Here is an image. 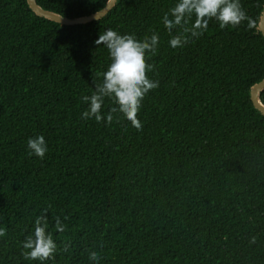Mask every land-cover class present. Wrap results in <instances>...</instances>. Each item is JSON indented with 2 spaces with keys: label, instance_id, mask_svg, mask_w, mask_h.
Masks as SVG:
<instances>
[{
  "label": "trees",
  "instance_id": "trees-1",
  "mask_svg": "<svg viewBox=\"0 0 264 264\" xmlns=\"http://www.w3.org/2000/svg\"><path fill=\"white\" fill-rule=\"evenodd\" d=\"M36 1L74 19L108 0ZM176 2L118 0L101 20L62 26L27 0H0V264H41L22 242L44 209L57 243L44 264H94L91 251L99 264H264V115L250 96L264 79V0H240L248 20H212L172 48L162 17ZM109 28L160 38L146 55L159 87L138 112L142 130L119 112L109 125V99L104 121L81 118L111 62L95 43ZM40 135L43 159L27 145Z\"/></svg>",
  "mask_w": 264,
  "mask_h": 264
},
{
  "label": "clouds",
  "instance_id": "clouds-1",
  "mask_svg": "<svg viewBox=\"0 0 264 264\" xmlns=\"http://www.w3.org/2000/svg\"><path fill=\"white\" fill-rule=\"evenodd\" d=\"M194 18V19H193ZM240 0H177L162 17V23L170 34L169 45L172 48H183L191 40L204 35L209 27V22L216 20L221 29L231 25L236 27L248 20ZM178 29L175 35L173 30ZM159 35L155 32L145 36L142 40L134 34H120L109 28L104 30L95 41L97 46L106 47L110 64L102 74V79L95 83V91L82 100L88 108L82 113V119H95L104 121L101 114L106 99L113 103L107 114V123L113 121L114 113H121L125 119L137 130H142L138 112L142 107L145 96L159 87V81L149 78L148 72L154 70V65L147 63L146 55H155L159 45ZM95 81V78L93 77ZM29 153L44 158L48 151L43 135L29 138L27 141ZM48 209L36 217L34 231L27 235L22 242V256L27 261H39L41 264L48 260H55L57 243L48 229ZM56 231L63 233L66 226L59 216L53 217ZM67 219V217H65ZM6 235L0 229V237ZM250 244L257 243V237L252 236ZM70 242L65 243L62 252H68ZM89 259L94 264H99L100 256L91 251Z\"/></svg>",
  "mask_w": 264,
  "mask_h": 264
},
{
  "label": "water",
  "instance_id": "water-1",
  "mask_svg": "<svg viewBox=\"0 0 264 264\" xmlns=\"http://www.w3.org/2000/svg\"><path fill=\"white\" fill-rule=\"evenodd\" d=\"M118 0H108L106 5L98 12L79 18H67L58 13L43 9L36 0H27L30 9L38 16L62 26H77L101 20L117 4ZM258 30L264 35V6L260 15ZM264 91V79L251 87L250 96L254 106L264 115V102L261 100V93Z\"/></svg>",
  "mask_w": 264,
  "mask_h": 264
}]
</instances>
